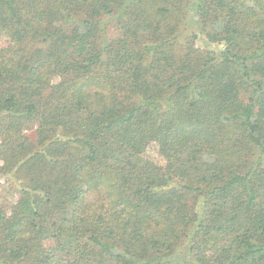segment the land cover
Here are the masks:
<instances>
[{"label":"trees","instance_id":"1","mask_svg":"<svg viewBox=\"0 0 264 264\" xmlns=\"http://www.w3.org/2000/svg\"><path fill=\"white\" fill-rule=\"evenodd\" d=\"M0 180V264H264V0H0Z\"/></svg>","mask_w":264,"mask_h":264},{"label":"rangeland","instance_id":"2","mask_svg":"<svg viewBox=\"0 0 264 264\" xmlns=\"http://www.w3.org/2000/svg\"><path fill=\"white\" fill-rule=\"evenodd\" d=\"M114 32L110 31V35L113 36ZM200 45H203L202 41L199 42ZM59 79L57 77L53 78V82L57 83ZM32 134V133H31ZM145 157L157 162L159 164H164V160L162 156L160 155L159 148L156 144H151L146 152H145ZM0 198L5 199L6 201H15L16 196H13V194H10L8 187L4 184L3 180H0Z\"/></svg>","mask_w":264,"mask_h":264}]
</instances>
